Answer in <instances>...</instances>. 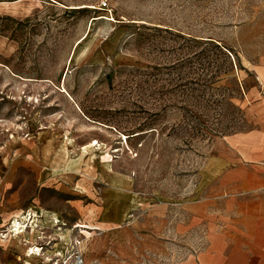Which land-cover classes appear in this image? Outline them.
Returning <instances> with one entry per match:
<instances>
[{
    "label": "rangeland",
    "instance_id": "rangeland-1",
    "mask_svg": "<svg viewBox=\"0 0 264 264\" xmlns=\"http://www.w3.org/2000/svg\"><path fill=\"white\" fill-rule=\"evenodd\" d=\"M263 147L264 0H0V264H188Z\"/></svg>",
    "mask_w": 264,
    "mask_h": 264
},
{
    "label": "crops",
    "instance_id": "crops-1",
    "mask_svg": "<svg viewBox=\"0 0 264 264\" xmlns=\"http://www.w3.org/2000/svg\"><path fill=\"white\" fill-rule=\"evenodd\" d=\"M260 150L250 158L255 167L250 181L221 185L219 201L226 207L220 210L222 215L212 217L202 245H194L195 253L190 250L193 258L188 264H264V147ZM234 172L241 173L230 170ZM7 236L1 233L9 241ZM11 241L19 242L13 237Z\"/></svg>",
    "mask_w": 264,
    "mask_h": 264
},
{
    "label": "bare ground",
    "instance_id": "bare-ground-1",
    "mask_svg": "<svg viewBox=\"0 0 264 264\" xmlns=\"http://www.w3.org/2000/svg\"><path fill=\"white\" fill-rule=\"evenodd\" d=\"M95 144L98 145V142H95ZM36 250H38V248Z\"/></svg>",
    "mask_w": 264,
    "mask_h": 264
},
{
    "label": "built area",
    "instance_id": "built-area-1",
    "mask_svg": "<svg viewBox=\"0 0 264 264\" xmlns=\"http://www.w3.org/2000/svg\"><path fill=\"white\" fill-rule=\"evenodd\" d=\"M104 5H106V3H104Z\"/></svg>",
    "mask_w": 264,
    "mask_h": 264
}]
</instances>
